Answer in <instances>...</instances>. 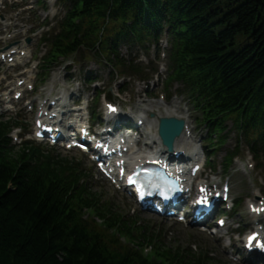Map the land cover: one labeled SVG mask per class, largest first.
Wrapping results in <instances>:
<instances>
[{
  "label": "trees",
  "instance_id": "1",
  "mask_svg": "<svg viewBox=\"0 0 264 264\" xmlns=\"http://www.w3.org/2000/svg\"><path fill=\"white\" fill-rule=\"evenodd\" d=\"M107 1L82 0V9L93 14L95 23L94 16L105 11ZM110 1L121 7L138 3ZM162 3L175 11L191 71L203 75L212 70L211 83L219 78L215 88L221 109L243 103L255 95L259 84L258 99L264 103V0ZM110 8L116 10L114 4ZM209 20L220 21L210 26ZM236 38L252 44L235 48ZM33 169L30 174L15 162L0 161V264H140L132 255L111 248L102 235L74 223L65 207V196L71 195L57 188L53 178H45L52 164Z\"/></svg>",
  "mask_w": 264,
  "mask_h": 264
},
{
  "label": "snow or ice",
  "instance_id": "2",
  "mask_svg": "<svg viewBox=\"0 0 264 264\" xmlns=\"http://www.w3.org/2000/svg\"><path fill=\"white\" fill-rule=\"evenodd\" d=\"M250 239H254V238H250ZM261 247H264V244H261Z\"/></svg>",
  "mask_w": 264,
  "mask_h": 264
},
{
  "label": "bare ground",
  "instance_id": "3",
  "mask_svg": "<svg viewBox=\"0 0 264 264\" xmlns=\"http://www.w3.org/2000/svg\"><path fill=\"white\" fill-rule=\"evenodd\" d=\"M185 143L183 141H181V145H184Z\"/></svg>",
  "mask_w": 264,
  "mask_h": 264
},
{
  "label": "rangeland",
  "instance_id": "4",
  "mask_svg": "<svg viewBox=\"0 0 264 264\" xmlns=\"http://www.w3.org/2000/svg\"><path fill=\"white\" fill-rule=\"evenodd\" d=\"M154 226H156V227H159V225H158V224H155Z\"/></svg>",
  "mask_w": 264,
  "mask_h": 264
}]
</instances>
